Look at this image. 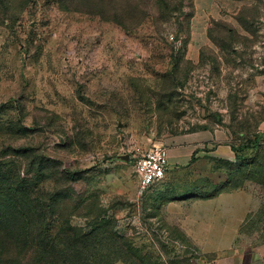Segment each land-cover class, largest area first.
Segmentation results:
<instances>
[{
  "label": "rangeland",
  "instance_id": "rangeland-1",
  "mask_svg": "<svg viewBox=\"0 0 264 264\" xmlns=\"http://www.w3.org/2000/svg\"><path fill=\"white\" fill-rule=\"evenodd\" d=\"M194 15V0H36L0 25V154L36 177L40 159L58 162L79 204L72 225L97 232L98 262L212 264L165 209L171 189L200 180L175 170L143 192L132 159L198 132L250 146L264 122V0L219 4L203 34ZM258 191L245 189L238 246L264 251ZM229 204L201 205L216 211L199 235L212 251L235 238L242 210Z\"/></svg>",
  "mask_w": 264,
  "mask_h": 264
},
{
  "label": "trees",
  "instance_id": "trees-1",
  "mask_svg": "<svg viewBox=\"0 0 264 264\" xmlns=\"http://www.w3.org/2000/svg\"><path fill=\"white\" fill-rule=\"evenodd\" d=\"M35 1L0 0V25L18 22L22 12ZM58 2L62 7L68 4V0ZM238 21L243 24L245 20L240 17ZM253 139L250 146H246V140L243 146L242 141L240 144L234 141L235 162L214 160L215 169L226 172L225 182L215 184L199 179V184L173 189V199L178 196L210 199L255 185L259 188L260 212L264 214V141H260L257 132ZM13 156L22 154L13 152ZM11 157L12 154H0V264H114L116 258L97 261L94 252L97 232L86 234L84 228L72 225L71 217L77 214L69 215L67 208L79 204L72 197L76 195L70 186L73 182L58 162L40 159L45 167L36 177L31 174L32 169L24 171ZM44 171L49 175L43 174ZM49 182H54L57 188L52 191Z\"/></svg>",
  "mask_w": 264,
  "mask_h": 264
},
{
  "label": "crops",
  "instance_id": "crops-1",
  "mask_svg": "<svg viewBox=\"0 0 264 264\" xmlns=\"http://www.w3.org/2000/svg\"><path fill=\"white\" fill-rule=\"evenodd\" d=\"M223 3H228V0H194L195 15L192 25L194 35L195 33L203 34L205 31L207 33L208 27H205V19L216 17V14L219 13V4ZM195 41V37H192V43H195ZM257 135L260 141L263 142L264 122L258 127ZM233 144L234 141L231 138L225 137L224 140H220L218 133L211 132L191 133L176 139L174 145L169 146L167 150L168 168L166 178L170 172L179 173L175 170H183L184 173L188 170L195 174V179H208L215 184L225 182L227 174L222 170L215 169L214 160L235 162L236 153L233 150ZM176 188L178 189V186ZM222 197L230 202L228 209L230 214L234 213L233 209L238 208L242 210V215L235 230L236 235L233 241L227 247L212 251L204 245L199 235L203 233L202 228L208 226L210 215L215 214L216 211L215 208L201 205H206V203H211ZM251 205L252 197L250 194L244 190H232L210 199L178 196L177 199L169 201L165 205V209L168 214L180 222L181 228L202 253L207 258H213L212 264H264V251L262 249H255L252 246H238L241 228L248 219Z\"/></svg>",
  "mask_w": 264,
  "mask_h": 264
},
{
  "label": "built area",
  "instance_id": "built-area-1",
  "mask_svg": "<svg viewBox=\"0 0 264 264\" xmlns=\"http://www.w3.org/2000/svg\"><path fill=\"white\" fill-rule=\"evenodd\" d=\"M171 41H176L174 37ZM134 172L140 181L144 192L160 183L166 177L168 168V151L164 146L153 145L150 149H138L134 153Z\"/></svg>",
  "mask_w": 264,
  "mask_h": 264
},
{
  "label": "water",
  "instance_id": "water-1",
  "mask_svg": "<svg viewBox=\"0 0 264 264\" xmlns=\"http://www.w3.org/2000/svg\"><path fill=\"white\" fill-rule=\"evenodd\" d=\"M122 159L128 161L130 159V157L126 156V157H123Z\"/></svg>",
  "mask_w": 264,
  "mask_h": 264
}]
</instances>
